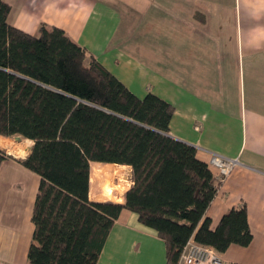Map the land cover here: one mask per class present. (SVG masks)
<instances>
[{"label": "crops", "instance_id": "crops-1", "mask_svg": "<svg viewBox=\"0 0 264 264\" xmlns=\"http://www.w3.org/2000/svg\"><path fill=\"white\" fill-rule=\"evenodd\" d=\"M3 1L11 26L34 36L41 25L58 27L138 98L150 92L171 103L169 135L194 146L214 175L220 168L213 155L237 160L206 215L214 228L244 203L252 240L220 255L227 264H264V0ZM5 138L0 263L28 264L39 176L20 161L33 141L20 137L28 142L21 156L4 149ZM92 163L98 167L93 180L90 173L89 199L123 204L131 167ZM97 264H166L165 243L123 209Z\"/></svg>", "mask_w": 264, "mask_h": 264}, {"label": "trees", "instance_id": "trees-1", "mask_svg": "<svg viewBox=\"0 0 264 264\" xmlns=\"http://www.w3.org/2000/svg\"><path fill=\"white\" fill-rule=\"evenodd\" d=\"M9 10L0 0V135L33 141L20 161L39 176L28 264H97L123 209L163 239L166 264L190 238L219 254L249 245L244 203L211 228L221 177L169 135L171 103L138 98L58 27L11 26ZM9 157L0 147V163ZM91 161L131 167L123 204L89 199Z\"/></svg>", "mask_w": 264, "mask_h": 264}, {"label": "built area", "instance_id": "built-area-1", "mask_svg": "<svg viewBox=\"0 0 264 264\" xmlns=\"http://www.w3.org/2000/svg\"><path fill=\"white\" fill-rule=\"evenodd\" d=\"M212 162L220 168L221 181L225 179L228 173L236 165V159H227L220 155H213ZM2 264V263H0ZM176 264H227L221 255L212 247L194 242L191 238L181 249Z\"/></svg>", "mask_w": 264, "mask_h": 264}, {"label": "bare ground", "instance_id": "bare-ground-1", "mask_svg": "<svg viewBox=\"0 0 264 264\" xmlns=\"http://www.w3.org/2000/svg\"><path fill=\"white\" fill-rule=\"evenodd\" d=\"M21 141H22V139H16V140H14V139L5 138L3 140V146H4V148H7V150H8L9 153H12V154H15V155H21L22 156L26 152V150L21 145L22 142H23V141L22 142ZM97 167H98V164H96V163H92L91 164V179L92 180H93V175L96 173ZM116 167H117V165H116ZM108 169L110 170V168H108ZM115 169H116L115 172L110 170L113 175H115L118 172V169L117 168H115ZM120 177H123V176L120 175Z\"/></svg>", "mask_w": 264, "mask_h": 264}, {"label": "rangeland", "instance_id": "rangeland-1", "mask_svg": "<svg viewBox=\"0 0 264 264\" xmlns=\"http://www.w3.org/2000/svg\"><path fill=\"white\" fill-rule=\"evenodd\" d=\"M8 138H9V139H14V140H16V139H20L19 136H11V137H8ZM22 141H23V142H22ZM22 141H21V142H22L21 145H22V146L24 147V149L26 150L27 145H28V144H27L28 142H27L26 140H22ZM15 142H16V141H15ZM4 149L8 152L7 148H4ZM115 168H116V167H111L110 170L115 172V170H116ZM115 175H118V176L121 175V176H123V174L120 173V172H117Z\"/></svg>", "mask_w": 264, "mask_h": 264}]
</instances>
